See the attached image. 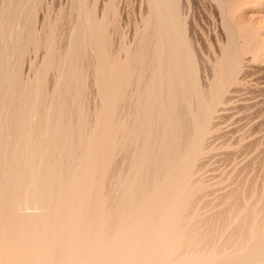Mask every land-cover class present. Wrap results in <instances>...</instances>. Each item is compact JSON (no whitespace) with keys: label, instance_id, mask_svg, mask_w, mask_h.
<instances>
[{"label":"rangeland","instance_id":"rangeland-1","mask_svg":"<svg viewBox=\"0 0 264 264\" xmlns=\"http://www.w3.org/2000/svg\"><path fill=\"white\" fill-rule=\"evenodd\" d=\"M156 2L0 0V264H264V0Z\"/></svg>","mask_w":264,"mask_h":264},{"label":"bare ground","instance_id":"bare-ground-1","mask_svg":"<svg viewBox=\"0 0 264 264\" xmlns=\"http://www.w3.org/2000/svg\"><path fill=\"white\" fill-rule=\"evenodd\" d=\"M156 1H157V2H156ZM166 1H167V0H155V2H156L155 4H157V7L160 8L159 10H157V9H158L157 7L154 8V9H155V13H156L157 11H160L161 9L164 10V11H163V15H165V14H166V15H168V14L170 15V13L173 14V12H175V11H171L172 9L174 10V8H173V7H170V5H168V4L166 3ZM168 1L170 2V0H168ZM171 1H172V0H171ZM177 1H178V0H177ZM171 3H173V2H171ZM160 4H161V5H160ZM154 6H155V5H154ZM171 6H172V5H171ZM162 7H163V8H162ZM156 10H157V11H156ZM160 12L162 13V10H161ZM172 14H171V15H172ZM175 14L177 15L176 12H175ZM157 15H159V14H156V16H157ZM171 15H170V17H171ZM173 15H174V14H173ZM173 15H172V18H173ZM176 15H174V17H176ZM160 16H161V15H160ZM157 17H158V20H159L160 17H159V16H157ZM162 17H163V18H162ZM167 17H168V16H167ZM167 17L161 16V19H164V18H165L164 21H166ZM172 18L170 19L169 22L166 21L167 23L164 22L163 20H162V22H161V21H160L161 19H160L159 21L157 20V21L159 22L158 27H159V25L161 26L162 23H164V24H168V23H169L170 26H174V25H173L174 21H172V20H173V19L175 20V18H173V19H172ZM183 19H184V18H183ZM168 20H169V18H168ZM177 20H178V19H177ZM158 22H157V23H158ZM170 22H172V24H171ZM175 22H176V21H175ZM174 24H175V23H174ZM175 26H176V27H175ZM175 26H174V27H175L178 31H180V28L177 27V23H176ZM178 26H179V22H178ZM163 27H164V25H163ZM165 27H166V30H165L166 32H167V28H168V29L172 28V27L169 28V26H167V25H166ZM165 27H164L163 29H165ZM178 28H179V29H178ZM161 29H162V26H161ZM161 29H160V27H159V30H160V31H164V30H161ZM176 29H174V30H176ZM171 30H173V29H171ZM171 30H168V31H171ZM174 30H173V31H174ZM177 30H176V32H177ZM166 32H165V33H166ZM174 32H175V31H174ZM174 32L171 31L170 34H173ZM176 32H175V33H176ZM160 33H161V32H160ZM175 33H174V34H175ZM170 34H169V36H170ZM174 34L172 35V37H174ZM161 35H162V34H161ZM176 35H177V33H176ZM176 35H175V37H178V38H179V36H181L180 38H182V34L180 35V32L178 33L177 36H176ZM167 36H168V34H167ZM167 36H166V37H167ZM169 36H168L167 39H169V38L171 37V36H170V37H169ZM160 37H164L163 39L166 38L165 36H160ZM175 37H174V38H175ZM180 38L178 39V42H179L178 44L181 43V41H180L181 39H180ZM161 39H162V38H161ZM167 39H165V41H166ZM171 39H173V38H170V40H171ZM167 41H168V40H167ZM167 41H166V42H167ZM174 41H175V40H173V42H174ZM170 42H171V41H169V43H170ZM174 44H175V43H174ZM165 45H166V47H168L169 45H172V44L170 43L168 46H167V44H164V49H165ZM70 46H71V45H70ZM176 46H178V45L175 44L173 47H176ZM180 46H181V49H182L183 46H182V45H180ZM178 47H179V46H178ZM170 49H171V51L174 50V49H172L171 47H170L168 50H170ZM177 49H178V48H177ZM179 49H180V48H179ZM171 51H170L169 53H172ZM173 52H175V50H174ZM165 53H166V52H165ZM165 53H164V54H165ZM176 53H178V54L175 55ZM176 53L174 54V55H175L174 57H175V58H177V57L179 58L180 53L178 52V50L176 51ZM151 54H152V53H151ZM161 55H162V53H161ZM165 55H167V54H165ZM165 55L162 56V57H163V60L165 59ZM231 55H232V54H231ZM231 55H230V56H231ZM234 55H235V57L237 56V54H235V53H234ZM154 56H155V55H154ZM180 56H181V55H180ZM159 57H160V56H159ZM168 57H169V55H168ZM168 57L166 56V58H168ZM218 57H219V56H218ZM235 57L232 56L233 59H234ZM155 58H156V57H155ZM172 58H173V57H172ZM232 58L230 57V59H232ZM236 58H237V57H236ZM150 59H151V58H150ZM161 59H162V58H161ZM161 59H160V60H161ZM173 59H174V58H173ZM163 60L160 62V64H161L162 62H164L166 59H165L164 61H163ZM174 60H175V59H174ZM174 60H173V61H174ZM167 61H170V62H171L172 60H170V58H169ZM167 61H165L164 64H166ZM214 61H215V60H214ZM230 61H231V60H230ZM232 61H233V63H236V62H235L236 59H234V60H232ZM175 62H176V61H175ZM175 62H174V63H175ZM233 63H231V64H233ZM150 64H151V63H150ZM168 64H169V63H168ZM162 65H163V64H162ZM169 65H171V64H169ZM174 65H175V67H176V65L179 66V64H176V63H175ZM174 65H173V66H174ZM235 65H236V64H233L232 66L235 67ZM178 66H177L176 68H179ZM182 66H184V67H182ZM185 66H186L185 64H183V65L180 64V68H181V69H183V68L185 69ZM169 67H170V66H169ZM171 67H172V66H171ZM175 67H174V68H175ZM180 68H179V71L181 70ZM170 69H171V68H170ZM184 69H183V71H185ZM172 70H173V69H172ZM177 70H178V69H177ZM188 70H189V69H188ZM188 70H186L187 73H188ZM231 70H232V69H231ZM262 70H263V69H262ZM167 71H169V70H167ZM183 71H182V73H183ZM260 71H261V70H260ZM173 72H174V71H173ZM173 72H172V73H173ZM175 72H178V71H176V69H175ZM172 73H171V74H172ZM184 73H186V72H184ZM187 73H186V74H187ZM247 73H248V72H247ZM249 73H250V72H249ZM150 74H151V73H150ZM161 74H162V73H161ZM165 74H167V73H165ZM169 74H170V73H169ZM171 74H170V76H172L174 73H173L172 75H171ZM176 74L180 75V76H177V75H176L178 78L181 77V76H183V75L186 76L185 74L181 75V72H180V73H176ZM162 76H164V75H162ZM167 76H168L169 78H171L169 75H167ZM248 76H249V75H248ZM168 77H167V78H168ZM174 77H175V75L173 76V81H174ZM175 79H176V77H175ZM180 79H183V78H179V82H180ZM176 81H177V80H176ZM174 82H175V81H174ZM179 82H178V85H179ZM205 82H207V81H205ZM145 83H147V82H145ZM175 83H176V82H175ZM175 83H173V84H175ZM180 84H181V82H180ZM176 85H177V84H176ZM202 85H203V84H202ZM180 86H181V85H180ZM142 87H143V86H142ZM172 87H174V89L176 90L175 85H174V86L172 85ZM181 87H182V86H181ZM143 89H144V87H143ZM143 89H142V90H143ZM177 89H179V87H177ZM170 90H171V89H170ZM173 91H174V90H172V93L174 94ZM177 91H178V90H177ZM179 91H180V90H179ZM179 91H178V95H179ZM168 92H169V91H168ZM170 92H171V91H170ZM175 94H176V93H175ZM133 95H134V93H133ZM129 96H130V95H129ZM170 96H171V95H170ZM176 96H177V94H176ZM130 97H131V96H130ZM171 97H172V96H171ZM210 98H211V97H210ZM131 99H133V98H131ZM128 103H129V102H128ZM124 104H125V103H124ZM133 105H135V104H133ZM127 106H128V105H127ZM126 112H127V111H126ZM183 112H184V111H183ZM131 119H132V118H131ZM132 122H133V121H132ZM191 122H192V121H191ZM186 128H187V127H186ZM213 128H214V127H213ZM170 129H172V128H170ZM173 130H174V129H173ZM49 145H50V144H49ZM124 155H125V154H124ZM158 161H159V160H158ZM195 180H196V179H195ZM112 188H113V187H112ZM53 192H54V191H53ZM106 192H107V191H106ZM111 192H112V191H111ZM232 194H233V193H232ZM232 196H233V195H232ZM242 196H243V195H242ZM243 199H244V198H243ZM250 199H251V198H250ZM253 203H254V202H253ZM108 205H109V204H108ZM254 206H255V205H254ZM226 210H227V209H226ZM242 210H243V209H242ZM238 211H239V210H238ZM116 214H117V213H116ZM242 214H243V213H242ZM242 214H241V215H242ZM194 215H195V214H194ZM220 215H221V214H220ZM241 215H240V216H241ZM230 216H231V215H230ZM233 216H234V215H233ZM201 217H202V216H201ZM210 218H211V217H210ZM227 218H228V217H227ZM243 218H244V217H243ZM146 219H147V218H146ZM146 219H145V220H146ZM249 219H250V218H249ZM145 220H144V221H145ZM147 220L150 222L151 219H150V220L147 219ZM147 220H146L145 223H147ZM205 220H206V219H205ZM228 220H229V219H228ZM142 222H143V221H142ZM153 222H157V221H153ZM244 222H245V221H244ZM143 223H144V222H143ZM150 223H152V221H151ZM165 223H166V222H165ZM193 223H194V222H193ZM227 223H229V222H227ZM105 224H106V223H105ZM152 224H153V223H152ZM208 224H209V223H208ZM254 224H255V223H254ZM244 225H245V224H244ZM257 225H258V224H257ZM227 226H228V225H227ZM242 226H243V225H242ZM103 227H104V226H103ZM114 227L117 228L116 226H114ZM246 227H247V226H246ZM217 228H218V227H217ZM113 229H114V228H113ZM140 230H141V229H140ZM146 230H147V229H146ZM250 230H251V229H250ZM223 231H224V230H223ZM174 232H175V231H174ZM174 232H173V233L170 232V233L174 234ZM231 232H232V231H231ZM146 233H148V232H146ZM146 233H143L142 236L145 235ZM150 233H151V232H150ZM240 233H241V232H240ZM113 234H114V233H113ZM154 234H155V233H154ZM249 234H250V233H249ZM111 235H112V234H111ZM140 235H141V234H140ZM146 235H147V234H146ZM146 235H145V236H146ZM169 235H170V234H169ZM179 235H181V233H179L178 235L175 233V236H179ZM201 235H202V234H201ZM123 236H124V235H123ZM145 236H144V237H145ZM152 236H153V233H152ZM182 236H183V234H182ZM190 236H191V235H190ZM101 237H102V236H101ZM104 237H105V238H104ZM115 237H116V235H115ZM121 237H122V235H120V238H121ZM144 237L141 238V236H139V239H138V240L140 241V243H141L142 239H143L144 241H146V239H144ZM146 237H149V239L147 238V241H149L150 244H152V241H151V240L153 239L154 236L151 237V235H149V236H146ZM146 237H145V238H146ZM150 237H151L152 239H151ZM155 237L157 238L156 234H155ZM158 237H159L158 239H162V236H159V235H158ZM160 237H161V238H160ZM164 237H166L167 239L170 238V240H171V239L173 238V235H172V238L169 237V236H164ZM238 237H239V236H238ZM122 238H123V237H122ZM125 238H126V237H125ZM136 238H138V237H136ZM136 238H135V239H136ZM156 238H155V239H156ZM102 239H103V241H104V239H106V234H105V236L102 237ZM117 239L119 240V237H118ZM117 239H116V240L113 239V240H114L115 242H118V243H116V244L119 245V241H118ZM126 239H128V241H129V239H130L129 242H132V241L134 240V239L132 238L133 240L131 241V236H130V238H126ZM126 239H125V241H124V244H125V243L129 244V243L127 242ZM150 239H151V240H150ZM164 239H165V238H163V240H164ZM167 239H165V241H166L167 244H168L169 239H168V241H167ZM179 239L181 240L182 238L179 237ZM183 239H184V238H183ZM209 239H210V238H209ZM173 240H175L176 242L179 241V242H177V243H180V240H178V237L173 238ZM189 240H190V239H189ZM246 240H247V239H246ZM87 241H88V240H87ZM94 241H95V240H94ZM135 241H136V240H135ZM135 241H134V243H135ZM216 241H217V240H216ZM90 242H92V241H90ZM166 242H163V244L165 243V245H166ZM173 242H174V241H173ZM173 242L169 243L168 245L171 244V245H170V248H171L170 251H171V252L173 251V252L175 253L176 247H178V246H177V243H176L175 245H173ZM92 243H93V242H92ZM95 243H96V242H95ZM111 243H113V242H111ZM142 243H143V242H142ZM142 243H141V244H142ZM147 243H148V242H147ZM86 244H87V242H86ZM89 244H91V243H89ZM89 244H88L87 246H90ZM102 244H103V243H102ZM116 244L114 243L113 245H116ZM131 244H132V243H131ZM135 244H136V243H135ZM144 244H145V242L143 243V245H141V247H139L140 245H139V243H137V245H139V246H138L139 248H137V245H134V247L136 246L135 248L140 249V248H142L143 246L146 247ZM150 244H149V245H150ZM207 244H208V243H207ZM97 245H99V242L97 243ZM118 245H116V246H118ZM120 245H121V243H120ZM125 245H126V244H125ZM132 245H133V244H132ZM132 245L130 246L129 249H131V247H133ZM156 245L162 248L161 245H159V244H156ZM156 245H155V246H156ZM178 245H179V244H178ZM196 245H197V243H196ZM229 245H230V244H229ZM70 246H71V245H70ZM94 246H96V245H94ZM99 246H100V245H99ZM151 246H153V244L150 245L149 247H151ZM157 246H156V247H157ZM166 246H167V245H166ZM171 246H172V247H171ZM173 246H176V247H174L175 249L173 248ZM190 246H191V245H190ZM85 247H86V246H85ZM91 247H92V246H91ZM111 247H113V249L115 248V247L112 246V245H111ZM126 247H127V246H123V245H121V248H120V247H119V248H120V249H122V248L124 249V248H126ZM144 247H143V248H144ZM156 247H155V248H156ZM167 247H168V246H167ZM87 248H88V247H87ZM92 248H93V247H92ZM92 248L89 249V250H92ZM94 248H95V247H94ZM94 248H93V249H94ZM108 248H110V247H108ZM135 248H134V251H133V249H132L133 253L135 252ZM155 248H154V252H153V253H155ZM157 248H158V247H157ZM179 248H180V247H179ZM179 248H177V250H179ZM191 248H192V247H191ZM95 249H96V251L99 250V249H97V247H96ZM95 249H94V250H95ZM117 249H118V247L116 248V250H117ZM120 249H119L118 252H117L116 250H112V249H111L112 252L114 251L115 253H116V252L119 253V254H117V255H119V256H116L115 254L113 255L114 252L112 253L111 250H110V252L112 253L113 256L119 257V259H121V258H120V255H122L121 257H125V255H124L123 253H125V251H126L127 249H125V251H122L123 249H122V250H120ZM148 249H149V248L147 247V248L144 249V250H146L148 253H150L151 251L148 250ZM151 249H152V248H151ZM158 249H160V248H158ZM168 249H169V247L167 248V250H168ZM172 249H174V250H172ZM180 249H182V248H180ZM224 249H225V248H224ZM242 249H243V248H242ZM85 250H86V249H85ZM142 250H143V249H141L140 251H142ZM160 250L162 251V249H160ZM107 251H108V250H107ZM127 251H128V250H127ZM127 251H126V252H127ZM136 251H137V250H136ZM149 251H150V252H149ZM152 251H153V250H152ZM158 251H159V250H156L157 253H158ZM170 251L168 250V252H170ZM180 251H182L183 253L180 252ZM180 251H179V252H180V255H181V256H182V254H183L184 256H186V253L188 254V252H186V251H185V253H184L183 250H180ZM202 251H203V250H202ZM202 251H201V252H202ZM216 251H217V250H216ZM237 251H238V250H237ZM65 252H66V251H65ZM88 252H89V251H88ZM101 252H102V251H101ZM108 252H109V251H108ZM120 252H123V253H120ZM142 252H143V251H142ZM142 252H141V255H140V256H139V253H138V252H137L138 254H136V252H135L134 254H136V256H137L138 258L141 259ZM147 252H146V254H147ZM164 252H165V251H164ZM168 252L166 251V252H165L166 254L164 253V254L162 255L163 258H164V260H165L166 257H167V256H164V255H167ZM171 252H170V253H171ZM201 252H200V253H201ZM96 253H97V252H96ZM127 253H130V252H127ZM131 253H132V252H131ZM157 253H156V254H157ZM176 253H177V252H176ZM194 253H196V252H195V251L192 252L193 255H194ZM198 253H199V252H198ZM203 253H204V251H203ZM63 254H64V252H63ZM107 254H108V253H107ZM134 254H133V255H134ZM144 254H145V252H144ZM146 254H145V256H146ZM150 254H151V253H150ZM156 254H155L154 257L157 256ZM160 254H162V253L160 252ZM160 254H158V256H159L158 259H161V258H162V256H161V258H160ZM177 254H178V253H177ZM259 254H260V253H259ZM102 255H103V254H102ZM104 255H105V253H104ZM108 255H109V254H108ZM112 255H111V256H112ZM129 255H132V254H129ZM147 255H148L149 257H151L149 254H147ZM153 255H154V254H152V257H153ZM168 255H169V254H168ZM172 255H173V254H172ZM172 255H171V257H172ZM190 255H191V253H189V255H187V256H190ZM199 255H201V254H199ZM202 255H203V254H202ZM211 255L214 256L213 254H210V258H209L210 261L208 260V258H205V259H207L208 262H212V261H213V260L211 259ZM237 255H238V253H237ZM99 256H100V255H99ZM99 256L97 255V257H99ZM136 256H135V255L133 256V257H135V260L137 259ZM148 256H147V257H148ZM173 256H174V255H173ZM177 256H179V255H177ZM177 256H175V257H177ZM181 256H179V257L182 258ZM187 256H186V258H188ZM197 256H198V255H197ZM241 256H242V255H241ZM61 257H62V256H61ZM64 257H65V256H64ZM93 257H94V256H93ZM97 257H96V258H97ZM105 257H106V255H105ZM129 257H131V256H128V254H127V257H125V258H126V259L128 258V261H129ZM133 257H132V258H133ZM143 257H144V255H143ZM149 257H148V258H149ZM204 257H205V256H204ZM238 257H240V254L238 255ZM59 258H60V257H59ZM74 258H75V257H74ZM84 258H85V257H84ZM84 258H82V259H84ZM109 258L112 259V257H109ZM113 258H114V257H113ZM125 258L123 259L124 261H125ZM156 258H157V257H156ZM167 258L170 259V256H168ZM191 258H193V257L191 256ZM196 258H197V257L195 256V259H196ZM60 259H61V258H60ZM62 259H63V258H62ZM62 259H61V260H62ZM65 259L68 260V257L65 258ZM65 259H64V261H67V260H65ZM80 259H81V258H80ZM98 259L102 262V260H103L104 258H103V257H102V258L99 257V258H97L96 260H98ZM101 259H102V260H101ZM119 259H116V260H119ZM146 259H147V258H146ZM173 259H174V258L172 257L171 261H172ZM188 259H190V257H189ZM188 259L183 258V261H184V262H182L181 259H180V260H181L182 263L185 264V263H188V262L186 261V260H188ZM195 259H194V260H195ZM197 259H199V258H197ZM197 259L195 260V262H196L195 264L201 262V261H198ZM215 259H216V258H215ZM234 259H235V258H234ZM61 260H60V261H61ZM99 260H98V261H99ZM135 260H134V258H133V261H135ZM137 260L139 261V259H137ZM137 260H136V261H137ZM142 260H143V259H142ZM152 260H153V258L150 259V260L147 259V261L145 260V262L143 261L142 263H143V264H147L146 262H148V264H152V263H153ZM154 260H155V261H158L157 264L159 263V260H157V259H154ZM164 260H162V261H163L162 263L164 264V262H165V263L167 264V261H164ZM166 260H167V259H166ZM175 260H177V259L175 258ZM199 260H201V259H199ZM211 260H212V261H211ZM231 260H232V258H231ZM243 260H244V259H243ZM243 260H241L242 263L239 262V264H248L247 262L244 263ZM60 261H58V263H59ZM87 261H88V260H87ZM98 261H97V262H98ZM104 261H105V260H104ZM112 261H113V259H112ZM121 261H122V260H121ZM131 261H132V260H130L129 262H131ZM149 261H151V262H149ZM155 261H154V262H155ZM190 261H191V259H190ZM190 261H189V263H191L193 260H192L191 262H190ZM203 261H204V260H203ZM207 261L205 260V263H204V264H210V263H206ZM220 261H221V260H220ZM76 262H77V261H76ZM105 262L108 263V262H109V259H108V261H105ZM115 262H116V261H115ZM125 262H126V261H125ZM140 262H141V261H140ZM172 262H173V261H172ZM172 262H170V260H169V261H168V264H169V263L172 264ZM179 262H180V261H179ZM181 262H180V263H181ZM248 262H249V260H248ZM58 263H57V264H58ZM63 263H64V262H63ZM83 263H84V261H83ZM89 263H90V262L88 261V264H89ZM119 263H120V262H119ZM119 263H118V264H119ZM126 263H127V262H126ZM135 263H137V262H135ZM160 263H161V262H160ZM160 263H159V264H160ZM175 263H176V261L173 262V264H175ZM189 263H188V264H189ZM192 263H193V262H192ZM227 263H228V262H227ZM229 263L231 264L230 261H229ZM229 263H228V264H229ZM253 263H254V262H253ZM59 264H60V263H59ZM64 264H65V263H64ZM77 264H78V263H77ZM86 264H87V262H86ZM91 264H93V263L91 262ZM108 264H109V263H108ZM122 264H125V263H122ZM128 264H129V263H128ZM131 264H134V262L131 263ZM137 264H139V263H137ZM154 264H155V263H154ZM176 264H177V263H176ZM193 264H194V263H193ZM200 264H203V263H200ZM232 264H234V263H232ZM237 264H238V263H237ZM254 264H257V263H254ZM259 264H262L261 261H260Z\"/></svg>","mask_w":264,"mask_h":264}]
</instances>
